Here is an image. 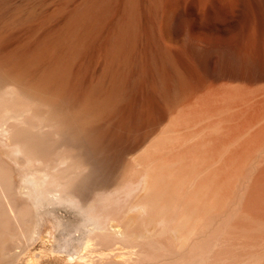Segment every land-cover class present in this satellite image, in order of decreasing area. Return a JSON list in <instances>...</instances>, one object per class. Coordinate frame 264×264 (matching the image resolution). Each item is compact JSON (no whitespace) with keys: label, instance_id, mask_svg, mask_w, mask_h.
<instances>
[{"label":"bare ground","instance_id":"6f19581e","mask_svg":"<svg viewBox=\"0 0 264 264\" xmlns=\"http://www.w3.org/2000/svg\"><path fill=\"white\" fill-rule=\"evenodd\" d=\"M15 1L0 0V75L18 78L70 113L81 151L103 180L120 172L149 131L161 129L112 194L78 205L71 195L80 170L75 154L49 144L42 128L52 123L37 115L27 93L0 87V264H43L30 244L44 214L59 205L77 207L63 224L86 228L83 236L62 232L53 246L67 253L66 264L91 261L82 260L94 240L113 234L123 243L137 239L139 259L146 247V264L151 257L240 264L246 250L223 243L264 238V215L251 205L257 164L237 149L264 145V126L255 129L248 120L264 103L250 90L204 87L209 75L247 84L264 76V0H63L43 13ZM238 6L259 18L260 40L246 31L238 47L198 31L206 26L205 7L214 16ZM171 32L187 46L166 44ZM156 227L163 244L144 245L140 229ZM248 256L246 264H264V249Z\"/></svg>","mask_w":264,"mask_h":264},{"label":"rangeland","instance_id":"374dc122","mask_svg":"<svg viewBox=\"0 0 264 264\" xmlns=\"http://www.w3.org/2000/svg\"><path fill=\"white\" fill-rule=\"evenodd\" d=\"M61 1L63 0H18V1L16 0L15 2L20 3V4H26L27 8L31 7L29 11L43 13ZM251 3L252 5H255L254 2H251ZM237 9L238 10L234 11V13L231 15L229 14L226 8L219 9L216 12V14L213 16L212 12L209 11V9L205 7L204 10L207 16V20L205 23L206 26L205 28H199L198 31H201L203 33L205 32L204 34H209L213 38V40L217 42H220L221 40L223 41L224 39H230L232 43L238 42V47H240L241 45H245V44H242L244 43L243 32L246 33L247 31V33L249 32L253 35L255 34L254 39L257 40L260 37V35L257 32L258 30H255V29H258L259 21L255 19H259V18L255 17L256 14L252 15L250 12H244L243 7L238 6ZM248 18L250 19V21L248 20ZM250 29H251V32H250ZM238 34H240L241 36ZM257 35H258V38H257ZM260 38H261V41L262 39H264L263 37H260ZM184 40L185 39L181 35L172 33V32L169 33L165 37L166 44L173 46V47H179V48H182L181 46H187L188 41L187 40L184 41ZM262 45H264V40H263ZM225 54L227 53L225 52ZM222 66L223 68H225L226 66H228V63L226 64V62H224ZM205 82L208 87V88L204 87L205 89H210L211 88L210 86H215L212 88H217V89L228 88V87H238V88L250 90L253 93L257 92L254 94L259 95L258 99H263L262 103H264V76H258V77L256 76V78L253 80L252 83L249 82V84H247L248 81L246 82L244 80H230L228 78L216 79L214 78V76L209 75L207 79L205 80ZM231 82H233V84ZM3 86H14L16 90L17 89L19 90V92H22L25 95L28 94L29 97L32 98V100H34L33 104L34 106H36L35 110L37 112V115L38 116L42 115L41 117L47 116L49 118L48 121L52 123L53 125L51 124V126H45V127L43 126L42 131L45 132L48 130L47 131L48 142L49 144L53 146V149L57 148L56 150H59V149L69 150L73 154H75V157L78 160L79 165H80V170L78 171L77 179L71 188V195L76 199V201L78 200L77 201L78 205H88L91 202H93L96 198H98L100 195H102L103 193L106 192L110 194L116 187H119L117 185H119L122 182L125 176L130 174V172L134 168H137V167L139 168L136 160L133 157L139 154L149 144V142L155 136H157L158 131L160 132V129H161V127L158 130L156 129L157 132L156 130L149 131L150 140L147 138L146 143L143 145V147L142 146L141 148L139 147L140 149L138 151H137L138 147L135 148L136 150L134 149L135 151L134 150L130 151V153H128L125 156L126 159L124 160V163L122 167L120 168V172L116 176H114L112 180L109 179L105 181L102 179L101 176L97 174L98 172L96 170V166H94V164L90 162L86 154L81 151V148L79 146L80 139L78 140L79 134H78V131H76L78 129L77 128L75 129L77 125L75 126V123L73 122V118L70 115V113H68L66 110H63L61 107L55 104H52L43 95H40V93H36V92L33 93V91L26 89L25 86L22 84L21 80H19L18 78H13V77L1 74L0 75V87H3ZM258 104L261 106V108L262 106H264L261 103H258ZM261 108L256 109V112L254 111L253 113L249 114V117H248V120H250L252 123L255 121L254 123L255 129L261 127V125L264 126V112H263L264 109L262 111ZM254 116H257V117H254ZM146 131L148 132V129ZM150 132L152 134H150ZM258 145L259 146L255 145L256 147L254 146V147H249V148H238L237 154H239L241 157H244V158L246 157L247 159L257 164L256 170L251 180V183H253V192L251 195V199H252L251 205L254 206L252 211H255V213L264 215V145H261V144H258ZM118 182L120 183L118 184ZM19 184H20V181L18 177V185ZM134 185L137 186V183H135ZM258 190H260L259 193H258ZM19 191L20 190H18V192ZM21 198H22V195H20L19 199ZM135 199L136 197L133 198L131 201H134ZM76 208L77 207H74V206L71 207V206L59 205L56 207L55 213L44 214L41 220V223L37 228V231L34 233L35 235L33 234L34 240H32V243L30 244L31 253L30 252L29 253L34 256H39V258L42 256L40 259L43 260V264H66L67 257H68L67 253L63 251H59V252L52 251V248L54 245L58 244L60 238L62 237V232L63 233H73V235L75 234L74 236L84 235L86 228L81 225L79 226L80 223L73 224V222L70 221L71 223L67 224V226L62 223L64 221H68L74 218L75 216L74 213H75ZM217 223H218L217 221H214V226L215 225L217 226ZM109 228L111 230L114 229V227L112 228V226H109ZM157 228L159 231V227L152 228V229L151 228L150 229H144V228L140 229V232H142V234L146 233L145 235L147 236L144 238L145 240L147 239L146 240L147 242L143 243L144 245L149 244L151 246H154L153 248H157L160 246V243L163 241V239L158 238L159 232L157 231ZM115 238H118L117 234L110 235V239L105 242L95 239L94 240L95 244L91 245V247L93 248L92 251H88V250L86 251V249L81 250L82 253L86 251L84 253L86 254V257H84L83 260L82 259L81 260L82 261H84L85 259L88 260V257H89L90 258L89 260L91 261H87L85 262V264H89L90 262L91 264H146L142 257L141 259H139L140 256L137 253H134L135 251H137L139 247L138 242L136 241L137 239H133L134 241L133 240L129 241V243L127 242L123 243V241H121L120 239H115ZM172 238H173L172 243L175 241L173 245L178 246L177 245L178 242L176 243L177 238L176 237H172ZM196 240H198V238L193 237L190 240V244H192V242H195ZM220 241L221 240L217 241V243L221 244ZM240 242H241L240 239L236 238L234 243L232 244H229L228 242L223 243V248L233 249L237 247L238 248L242 247L246 250L244 259L240 261L241 262L240 264H243L246 261H248L249 260L248 255H250L253 251L257 252L258 250L261 251L262 249H264V238H261L256 243L242 244V242L241 243ZM220 244L215 245L213 243L211 248L218 249ZM145 250H146V247H143L142 253H144ZM150 259L151 260H149L147 264H160V263L165 264L168 261L169 262L172 261L174 258L163 257L162 259H160V258L151 257ZM157 259H160V260L156 261ZM210 259H213L212 262L210 261V264H221V261H222L221 258L220 260H218V259H215V257H210ZM178 264H181V263H178Z\"/></svg>","mask_w":264,"mask_h":264},{"label":"water","instance_id":"95a60500","mask_svg":"<svg viewBox=\"0 0 264 264\" xmlns=\"http://www.w3.org/2000/svg\"><path fill=\"white\" fill-rule=\"evenodd\" d=\"M185 231L188 232V228H186ZM175 236H177V235L175 234ZM160 244H163V242H161ZM145 251H146V250H145ZM148 254H149L148 251H146V253L144 252V255H148ZM158 254H160V253L157 252L155 255H158ZM144 255H143L142 258H144ZM149 255H151V253H150ZM153 256H154V255H153ZM179 262H180V261H179Z\"/></svg>","mask_w":264,"mask_h":264}]
</instances>
